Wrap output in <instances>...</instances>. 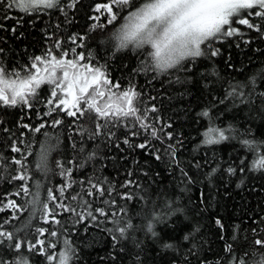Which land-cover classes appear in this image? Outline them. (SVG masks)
I'll use <instances>...</instances> for the list:
<instances>
[{
	"label": "trees",
	"instance_id": "1",
	"mask_svg": "<svg viewBox=\"0 0 264 264\" xmlns=\"http://www.w3.org/2000/svg\"><path fill=\"white\" fill-rule=\"evenodd\" d=\"M143 1L113 4L117 19L111 24L105 20L107 12H95L99 0H60L57 8L27 13L17 6H0V65L13 72L26 70L34 57L47 58L46 50H52L53 55L60 52L58 45L64 51L89 54L123 88L131 84L143 90L144 102L157 109L148 113L149 120L144 123L155 124L158 137L150 135L151 127L133 136L123 122L113 129L115 136H92L94 124L87 115L76 119L62 111L55 117L62 120L60 125L49 123L40 133H33L20 125H38L39 112L50 106L30 110L0 104V124L12 133L0 130V156L19 155L11 152L10 143L23 132L19 137L23 143L17 146L22 150L27 146V184L32 191L37 184L41 186L42 200L47 188L58 189L69 181L71 188L77 189L81 181H102V187L111 192L103 197L105 203L87 197L94 199L92 209L103 208L104 215L95 212L93 219L87 215L88 209L81 207L77 208L83 213L81 219L57 209L56 219L62 222L56 224L52 217L45 222L39 206L27 203L32 197L13 195L16 185L23 183L10 179L19 166L0 160V204L11 199L23 206L15 219L12 208L0 211L4 219L0 231L13 232L18 242L40 239L47 244V250L38 245L39 251H29L30 244L15 250L7 247L10 241L0 237L5 264H12L18 251H23L27 264H57L66 251L67 264H258L264 259L261 20L251 17L257 27L248 28L236 23L238 17L234 16L235 34L212 43L216 55L188 58L183 66L160 73L152 67L150 45L120 48L114 35L134 6ZM106 2L112 4V0ZM248 11L256 9L243 10V14ZM73 37L83 39L73 44ZM50 88L45 83L38 91ZM99 103H107L106 98ZM44 120L51 121L52 116L45 115ZM146 136L150 147H137L145 143ZM125 137L129 144L123 142ZM245 140L253 147L245 145ZM44 145L48 154L41 167L39 153ZM157 155L161 158L156 159ZM65 160L71 161L70 177L61 175L57 165ZM127 181L132 183L122 187ZM128 195L131 200L126 199ZM63 203L75 205L66 198ZM120 227L125 229L123 235ZM37 229H44L45 234L37 236ZM50 230L57 234L49 236ZM256 240L262 244L257 245ZM47 252L50 259L45 258Z\"/></svg>",
	"mask_w": 264,
	"mask_h": 264
},
{
	"label": "snow or ice",
	"instance_id": "2",
	"mask_svg": "<svg viewBox=\"0 0 264 264\" xmlns=\"http://www.w3.org/2000/svg\"><path fill=\"white\" fill-rule=\"evenodd\" d=\"M59 3L60 0H13L9 4L8 0H0V6L4 4H7L9 8L17 6L25 13L29 10L57 8ZM113 4L127 5L129 0H112V4L107 3L106 0H99L95 4L96 13L107 12L108 16L105 17V20L109 24L117 19ZM252 9H256V11H248L246 15L243 14V10ZM234 16L238 17L236 23L246 25L248 28L257 27V21L251 20V17H259L261 20L259 29L264 31V0H150L143 7L132 12L127 18L128 22L114 35L119 40L120 48H125L128 45H135L136 48L150 45L153 49L151 52L152 67L158 72L164 73L169 69L183 66L182 62L188 58L195 59L205 54L209 57L216 55L218 50L212 47V43L217 39L235 34L236 29L232 27ZM77 39L82 40L83 37H73V44H76ZM58 47H61V51L56 55L52 54V50H46L47 58L34 57L35 62L31 63L26 70L13 72L0 65V104L12 108L21 106L30 110H38V106L41 105L50 106L46 112H39L41 122L38 125L23 123L20 127L29 132L40 133L46 124L50 123L52 127L60 125L62 120L55 117L59 116L62 111L66 116L76 119L87 115L94 124L91 131L92 136L100 134L115 136L113 129L123 122L128 132L133 136L140 135L141 129L147 132L151 127L150 135L153 138H158L155 124L144 123L149 120L148 113H155L157 109L154 106L149 108L144 102L142 89L137 90L131 84L125 89L119 81L110 78V75L102 66H98L89 54L77 53L75 49L64 51L62 46L58 45ZM206 48H212V50L206 53ZM42 72L44 75L41 74ZM45 83L51 86L50 90L47 92L38 91ZM105 98L107 103L101 105L99 101ZM53 112H55V116H53ZM45 115L52 116V120H44ZM203 115L207 116V112ZM98 119L102 122L96 123ZM0 130L12 135L11 129L3 128L2 124H0ZM23 135L24 133L20 132L19 137ZM19 137L10 143L11 152L19 155L15 158L0 156V160H5L6 163L10 161L19 166L18 169H13L10 179L23 183L16 185L17 191L13 195L23 194L25 197H32L27 203L33 207L39 206L45 222H48V217H52L56 224L62 222L56 219L59 215L57 209L77 214L81 219H83V213L77 212V208L81 207L88 209L87 215L93 219L95 212H99L100 215L105 214L103 208L92 209L94 199H87V197H94L100 199L101 203L106 202L103 197L111 195V192L110 189L102 187V181L96 183H92L90 180L81 181L79 189L71 188L69 181L58 189L47 188L42 200L39 184L35 186V191L28 187L27 146L23 150L17 146L19 143H23ZM220 137L224 139L225 133L221 132ZM168 138L172 139L170 134ZM123 142L129 144L130 141L125 137ZM212 142L208 141V143ZM244 144L250 148L253 147L251 141L245 140ZM136 146L142 149L150 147L148 137H145V143ZM47 154L48 148L44 145L39 153L41 167L46 165ZM160 158L159 155L156 156V159ZM70 163L69 160H65L63 164L57 162L58 167L61 168V175L71 176V169L68 167ZM131 183L132 181H127L122 187H127ZM69 188L71 191H68ZM57 192L59 195L56 194ZM65 198L74 201L75 205L63 203ZM126 199L131 200L132 196L128 195ZM5 208L13 209V219H15L16 212L22 210L23 206H18L14 200L9 199L6 205L0 204V211ZM3 223L4 219L0 218V227L3 226ZM217 223L219 224V221ZM148 229L152 231L151 225L148 226ZM119 231L123 235L124 227H120ZM44 234V229H37V236ZM56 234L55 230L48 232L49 236ZM152 234L153 236L157 235L154 231ZM0 237L11 242L7 245L10 249L21 250L30 244L29 251H39L38 245L47 250L45 240L33 239L18 242L15 234L7 231H0ZM255 243L261 245L262 241L256 240ZM164 246L172 247L169 244ZM45 258L50 259L51 253L47 252ZM68 258V251L61 254L60 264H67ZM0 264H5L2 253H0ZM12 264H27L23 251H18V255L13 257ZM258 264H264V259L258 261Z\"/></svg>",
	"mask_w": 264,
	"mask_h": 264
},
{
	"label": "rangeland",
	"instance_id": "3",
	"mask_svg": "<svg viewBox=\"0 0 264 264\" xmlns=\"http://www.w3.org/2000/svg\"><path fill=\"white\" fill-rule=\"evenodd\" d=\"M146 1V2H145ZM143 2H145V3H148V2H150V0H144ZM143 2H138L135 6H134V9L127 15V18L131 15V13L132 12H135V11H137L139 8H141V7H143V5L145 4V3H143ZM127 18H126V20H124V22H123V25L124 24H126L127 22H128V20H127ZM122 25V26H123ZM61 258V257H60ZM60 258H59V260H58V262H57V264H60Z\"/></svg>",
	"mask_w": 264,
	"mask_h": 264
}]
</instances>
